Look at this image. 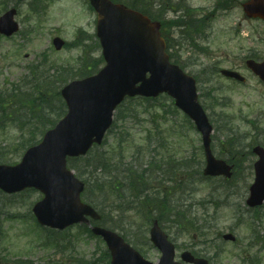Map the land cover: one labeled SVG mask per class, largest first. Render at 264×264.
I'll return each mask as SVG.
<instances>
[{
    "label": "rangeland",
    "instance_id": "1",
    "mask_svg": "<svg viewBox=\"0 0 264 264\" xmlns=\"http://www.w3.org/2000/svg\"><path fill=\"white\" fill-rule=\"evenodd\" d=\"M207 1L196 0V2H193L191 0L190 5L195 6L198 3L202 4ZM6 3H9L8 8H12L15 6L16 0H0V16L5 11H1V9L7 8ZM210 5H214V0H210ZM20 9H22V12L18 14L17 21L20 23L22 31L26 32L32 28L33 32L29 38L17 35L10 40H0V87H3L8 80L10 82L18 80L25 72V66L34 60L40 52L51 47L52 39L55 36H60L62 39L71 42L77 37L79 29H84L91 34L95 33L96 15L90 10L87 0H56L38 18L32 17L27 12L26 7ZM200 46L208 49L209 52L202 54L196 51L195 56L193 49H185L181 62L185 65L183 67L187 73L200 78L201 84H198V88L201 102L204 104L205 101L207 114L214 126L213 138L216 156L225 160L231 158V156L239 157L240 153L238 151L229 148V138L231 137L223 130L226 127L223 119L226 115L232 118L230 124L238 135L243 136L247 133L245 144L243 145V142L240 144L241 154L246 153L247 149L244 148L246 146L264 143V84L249 73L245 67V61H243L245 57L252 53H257L259 57L264 58V23L247 19L240 7L232 10V12L222 13L214 21L209 41L200 44ZM18 51H20V54H18ZM98 54L100 55L101 52L99 51ZM83 55L82 48L64 49L59 52L53 49L51 52L54 63L72 64L75 70L79 68ZM191 56H193V63H188ZM199 56L200 60L195 62L196 57L199 58ZM214 65H217L220 70L240 71L247 78V83L239 84L226 80L220 73H216L212 81L207 82L211 77L202 74V71L204 69L209 71ZM203 93H207L206 99L202 98ZM172 101L169 97L150 104L139 99L126 101L122 110L124 111L123 114H126L125 118L117 123L116 128L107 137L105 146L100 147L96 154L108 152L112 157L117 158L118 145L116 146V144H118V140L121 138L120 133H122V135H126L123 137L126 140L124 146L126 148L125 161L127 164L133 160V155L138 148L142 149L148 146L149 136H151L153 142V145L150 146L151 150L156 151V154L154 152L152 154L159 160L162 158L168 159L170 155H173L178 161L193 160L194 157V160L198 163L204 162L205 156L200 150L202 147L201 135L187 122L185 115L174 107ZM154 104L162 106L158 108ZM17 137L19 135H16L14 129L0 130V146L14 147L17 144ZM156 141L158 144L159 142L163 143L165 147L157 149ZM221 151L224 155H220ZM14 153V157L10 159L19 163L22 153L19 154L15 151ZM140 160L141 158L137 161L138 165H140ZM256 160L257 158L252 156L240 167L241 169L244 168L240 171L241 176L244 175L243 180L238 179L236 182L230 181L228 183L215 180V182H196L194 184L195 196L187 204L195 203L196 206L197 203L208 197L209 193L214 194L213 189L215 187L227 186L230 188L228 193L240 192V196L238 194L237 198L235 196L223 204V207L219 210L221 219L219 222L217 221L218 229H228L234 226L233 209L239 211L238 205L240 204V208L245 210L243 195H245V190L248 189H245V187L247 185L249 187L254 179V175L250 176L245 170L252 167ZM147 161H149L148 158L144 160V164ZM172 161L177 162L174 159ZM191 166L190 172L192 174L200 170L199 166L193 163ZM143 168L146 169L145 165ZM221 191L227 192L226 190H219V192ZM219 194L214 195L216 201L219 200ZM24 197L25 201L14 200L16 204L10 205L6 201V196L0 192V209L2 206L10 205L11 207L5 209L7 215L18 216V219L7 221L3 226L4 233L0 242L1 264L16 263L18 259L27 260L29 264H78L77 261H80L81 264L84 262L110 264V256L104 255L107 252V246L103 240L90 237L77 227H73L62 237H59L57 245L43 246L46 241L45 234L35 227L33 220L28 217L31 207L41 200V194L30 193ZM224 198L222 197L220 201L223 202ZM196 211V216H201L203 213L199 210ZM259 214L258 219H255V223L250 222L246 219L247 217L240 220H247L250 226L253 224V227L257 229L258 236L264 241V207ZM136 227L137 224L131 221L126 222L128 242L146 259L154 263L159 262L160 252L144 244L145 236L138 234ZM149 229L147 228L148 231ZM117 232L123 235L122 231ZM170 232L172 239L179 247V252L193 249L202 257H212L209 249L211 245L210 247H200L198 245L200 240L196 238L197 244L194 246L193 242L195 241L191 236L177 234L174 230ZM251 232L248 226L240 227L236 232L238 240H240L239 244L226 243L225 253L220 258H215L211 263L240 264V253L243 246L248 244L246 239H249ZM211 248L213 249V247ZM255 253H257V260L261 261L260 264H264V243L254 249Z\"/></svg>",
    "mask_w": 264,
    "mask_h": 264
},
{
    "label": "water",
    "instance_id": "2",
    "mask_svg": "<svg viewBox=\"0 0 264 264\" xmlns=\"http://www.w3.org/2000/svg\"><path fill=\"white\" fill-rule=\"evenodd\" d=\"M90 1L98 13V36L106 68L97 76L73 82L62 91L68 106L67 116L46 134L42 144L26 153L21 165L0 166V188L8 193L26 187L41 190L46 198L35 206L34 214L42 226L61 230L76 223L89 224L86 216L100 219L91 207L81 203L84 184L66 170V158L85 155L94 144H102L113 123L114 111L126 96L157 97L168 93L175 98L176 106L195 122L203 136L207 158L205 175L232 176V167L212 154L213 128L198 102L196 82L170 64L159 24L109 0ZM244 9L248 16L264 19V0H253ZM15 13L12 10L0 19L2 34L11 36L18 30L13 21ZM57 46L61 47L60 41ZM247 66L264 82V62L248 61ZM222 74L245 82L235 72L224 70ZM254 152L260 159L255 164L256 181L250 189L248 203L259 206L264 202V149L257 147ZM92 230L106 242L111 264H153L117 233L98 227ZM150 235L151 242L162 253L158 264H178L174 261L173 244L157 223ZM226 239L234 238L226 236ZM182 259L190 264H208L189 253H184Z\"/></svg>",
    "mask_w": 264,
    "mask_h": 264
},
{
    "label": "trees",
    "instance_id": "3",
    "mask_svg": "<svg viewBox=\"0 0 264 264\" xmlns=\"http://www.w3.org/2000/svg\"><path fill=\"white\" fill-rule=\"evenodd\" d=\"M33 1L30 4V12L33 15H39V12L44 10L43 5H39V0ZM112 1L123 3L152 18L154 16V10L151 8L153 5L149 4L150 0ZM88 59L90 60V58ZM43 60V64L30 66L29 73L19 84L13 85L12 88L0 93V130L14 129L15 132L20 134L14 147L0 146V162L8 163L9 158H12L11 156L15 154L14 151H25L29 147L38 144L41 137L48 130L55 127L67 113L66 104L60 94L62 87L72 80L94 74L104 63L103 59L99 57L90 65L84 63L75 73L68 68L56 67L55 64L46 69L47 62H50V59L45 57ZM214 73L216 72L211 71L210 76ZM121 113L118 116V121L124 117V114ZM223 121L226 124L223 130L231 137L229 138L230 150L239 151L240 144L243 142L244 145L247 140V134L240 136L236 133V130L230 124V122L232 123L230 116L226 115ZM122 141V139L119 140L117 149H120L123 144ZM140 155L142 156L141 152ZM79 161L82 164H87L88 168L86 169H89V171L85 170L81 173L86 179L88 187L84 198L101 213L102 221L100 225L114 231H122L124 237L127 238L126 222L131 221L138 224V220H141L142 224L148 225L152 220L157 219L161 224L170 225V229L177 225L180 232L188 233V230L192 229L194 231L188 234L204 235L202 229H196L184 212L178 211L173 215L174 210L171 211L169 207L172 202L169 201L170 197L164 194L163 198L160 199L162 191L157 178L151 174V171L147 172L142 168H134L133 165L126 166L123 163L124 155L122 152L119 153L117 158L112 157L110 153H101L97 156H91L90 159H79ZM153 164L154 162H151L150 166L153 167ZM75 165L74 161L72 166L76 167ZM236 165L239 171L241 164L236 163ZM113 196L115 199H111ZM109 200L115 201L114 204L111 203L115 208H107L108 204L106 202ZM108 209L112 210L108 211ZM132 211L135 212L134 215L129 214ZM115 214H118V216L113 217ZM137 229L142 236L147 234V229L145 230L141 225ZM84 230L93 237L92 232L87 227H84ZM1 237L0 226V239ZM145 242L147 243L146 240ZM104 255L109 257L108 252ZM79 264H81L80 261ZM83 264L90 263L84 262Z\"/></svg>",
    "mask_w": 264,
    "mask_h": 264
},
{
    "label": "flooded vegetation",
    "instance_id": "4",
    "mask_svg": "<svg viewBox=\"0 0 264 264\" xmlns=\"http://www.w3.org/2000/svg\"><path fill=\"white\" fill-rule=\"evenodd\" d=\"M158 5H159V8L161 9L163 6V0H159ZM160 13L162 15V19H164V11L162 9H161ZM165 16L169 17L168 13H166Z\"/></svg>",
    "mask_w": 264,
    "mask_h": 264
}]
</instances>
